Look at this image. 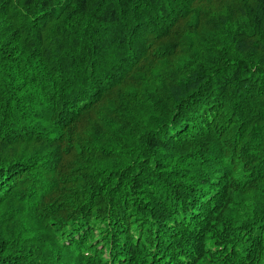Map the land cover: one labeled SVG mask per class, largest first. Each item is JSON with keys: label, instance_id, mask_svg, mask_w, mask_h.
I'll list each match as a JSON object with an SVG mask.
<instances>
[{"label": "trees", "instance_id": "obj_1", "mask_svg": "<svg viewBox=\"0 0 264 264\" xmlns=\"http://www.w3.org/2000/svg\"><path fill=\"white\" fill-rule=\"evenodd\" d=\"M264 0H0V264H264Z\"/></svg>", "mask_w": 264, "mask_h": 264}, {"label": "snow or ice", "instance_id": "obj_2", "mask_svg": "<svg viewBox=\"0 0 264 264\" xmlns=\"http://www.w3.org/2000/svg\"><path fill=\"white\" fill-rule=\"evenodd\" d=\"M262 195H264V193H262Z\"/></svg>", "mask_w": 264, "mask_h": 264}]
</instances>
